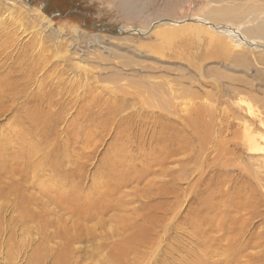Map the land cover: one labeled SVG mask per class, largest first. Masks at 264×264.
I'll use <instances>...</instances> for the list:
<instances>
[{
	"label": "rangeland",
	"instance_id": "374dc122",
	"mask_svg": "<svg viewBox=\"0 0 264 264\" xmlns=\"http://www.w3.org/2000/svg\"><path fill=\"white\" fill-rule=\"evenodd\" d=\"M242 3L0 0V264H264V48L208 27Z\"/></svg>",
	"mask_w": 264,
	"mask_h": 264
},
{
	"label": "bare ground",
	"instance_id": "6f19581e",
	"mask_svg": "<svg viewBox=\"0 0 264 264\" xmlns=\"http://www.w3.org/2000/svg\"><path fill=\"white\" fill-rule=\"evenodd\" d=\"M220 1V0H218ZM234 1V0H232ZM244 1V0H243ZM242 2V1H241ZM243 5H246L245 7L243 6H237L233 5V7H229V8H223V9H218L215 12L216 15H222V14H226V13H231L232 11H235L234 15H232V18L228 21H226L225 23H218L215 22L213 24H209V28L211 29V32L213 34V37L218 39L223 46H225V42H224V38H228L231 43L235 46V47H240L241 49H244L242 47H247L248 49H258V48H264V43H260L258 39H264V17L260 18V17H254V16H248V10L252 9L251 5H247L242 3ZM253 5V4H252ZM241 7V8H240ZM262 12H264V10H262ZM257 13V12H256ZM211 16L215 15L214 12L210 13ZM256 19V20H255ZM167 23L170 24H174L176 23L174 20H164ZM214 35H218L217 37ZM222 36V37H220ZM39 41V40H38ZM60 41V40H59ZM42 50V49H41ZM240 53V52H239ZM241 54V53H240ZM59 56V55H58ZM239 58H244L243 56H239V57H233V60L236 62H240L238 59ZM262 61H264V58L261 57ZM4 68V67H3ZM34 116V115H33ZM229 125V124H226ZM205 134V133H204ZM206 135V134H205ZM249 139V138H248ZM203 140V139H201ZM248 141V140H247ZM204 142V141H203ZM247 143V142H246ZM252 143V141H251ZM257 144V143H256ZM249 146V144H248ZM250 147V146H249ZM207 148V147H206ZM253 149H258L257 146H253ZM4 150V149H3ZM205 150V149H204ZM1 157V156H0ZM3 160V159H0ZM16 160V159H15ZM4 162V161H3ZM16 162V161H15ZM6 165L4 164L3 167H5ZM8 166V165H7ZM226 166V165H225ZM1 168L2 165L0 166ZM257 184V183H256ZM172 185V184H171ZM176 187V185H175ZM15 189V188H14ZM17 189V188H16ZM15 189V190H16ZM1 191V189H0ZM13 191V190H12ZM7 192V191H6ZM17 192V191H16ZM15 192V193H16ZM10 193V192H9ZM174 193H175V189H174ZM6 194V193H5ZM16 196V195H15ZM241 201V200H240ZM245 201V200H244ZM262 202V201H261ZM243 203V202H242ZM17 204V203H16ZM19 205V203H18ZM256 205V204H255ZM240 206V205H239ZM23 207V206H22ZM17 208V207H16ZM239 209V208H238ZM254 209V208H252ZM26 219V218H25ZM140 229V228H139ZM132 230V229H131ZM142 230V229H141ZM135 231V230H134ZM137 231V230H136ZM140 230H138L139 233ZM141 232V231H140ZM64 233H62L63 235ZM132 236L134 235V238L138 237V234L135 235L133 233H131ZM145 234V233H144ZM55 235V234H54ZM127 239V238H126ZM133 240V239H132ZM142 240V239H141ZM124 243V240H122ZM129 241V240H128ZM144 241V240H143ZM133 242V241H132ZM131 242V243H132ZM141 242V241H140ZM38 243H41V241H39ZM121 243V242H120ZM142 243V242H141ZM122 245V244H120ZM139 245V244H138ZM129 246V245H128ZM126 247V246H125ZM134 248V247H133ZM133 248H132V252H133ZM138 248V246H137ZM136 248V249H137ZM118 249V248H117ZM121 249V248H119ZM123 249V248H122ZM128 249V248H127ZM135 249V248H134ZM35 251V250H34ZM116 252V251H115ZM114 252V253H115ZM119 252V251H118ZM129 252V251H128ZM36 253V252H35ZM130 253V252H129ZM123 254V253H122ZM126 254V252L124 253ZM39 254H37L38 256ZM10 257H8L9 259ZM37 258V257H36ZM7 259V260H8ZM39 260V259H38ZM113 264H127L128 259H121L120 261L117 259L113 260ZM5 262V261H4ZM10 263H12L10 261ZM36 263V262H34ZM2 264V263H1ZM37 264H41V263H37ZM64 264V263H61ZM74 264V263H73ZM198 264H203L198 263ZM205 264V263H204Z\"/></svg>",
	"mask_w": 264,
	"mask_h": 264
}]
</instances>
